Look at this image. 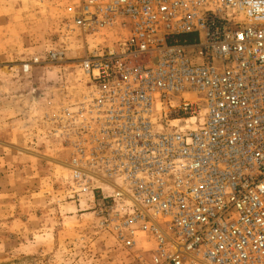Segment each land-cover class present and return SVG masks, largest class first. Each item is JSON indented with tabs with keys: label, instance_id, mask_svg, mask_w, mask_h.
Returning <instances> with one entry per match:
<instances>
[{
	"label": "built area",
	"instance_id": "obj_1",
	"mask_svg": "<svg viewBox=\"0 0 264 264\" xmlns=\"http://www.w3.org/2000/svg\"><path fill=\"white\" fill-rule=\"evenodd\" d=\"M74 5L90 50L42 122L74 197L140 264H264V0Z\"/></svg>",
	"mask_w": 264,
	"mask_h": 264
},
{
	"label": "rangeland",
	"instance_id": "obj_2",
	"mask_svg": "<svg viewBox=\"0 0 264 264\" xmlns=\"http://www.w3.org/2000/svg\"><path fill=\"white\" fill-rule=\"evenodd\" d=\"M74 7L0 0V264H140L101 230L100 195L74 197L69 153L42 123L74 91V61L90 50L70 29ZM56 50L66 63L47 65Z\"/></svg>",
	"mask_w": 264,
	"mask_h": 264
},
{
	"label": "trees",
	"instance_id": "obj_3",
	"mask_svg": "<svg viewBox=\"0 0 264 264\" xmlns=\"http://www.w3.org/2000/svg\"><path fill=\"white\" fill-rule=\"evenodd\" d=\"M194 36H181L178 38V42L180 43H192Z\"/></svg>",
	"mask_w": 264,
	"mask_h": 264
}]
</instances>
